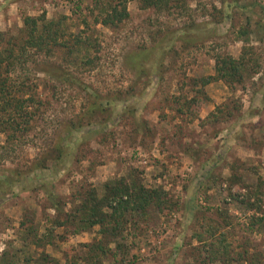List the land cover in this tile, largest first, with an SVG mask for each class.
Here are the masks:
<instances>
[{
	"label": "rangeland",
	"instance_id": "rangeland-1",
	"mask_svg": "<svg viewBox=\"0 0 264 264\" xmlns=\"http://www.w3.org/2000/svg\"><path fill=\"white\" fill-rule=\"evenodd\" d=\"M126 9L127 17L108 27L100 22L106 0H0V29L8 35H18L26 16L43 15L62 23L65 41L75 34L87 40L78 55L58 46L35 57L81 86L56 81L34 63L13 75L37 84L44 104L17 145H5L0 134V174L29 175L22 189L0 191V264H187L204 223L227 225L235 251L250 247L264 260V223L250 225L254 209L231 196L244 186L264 191V0H168L161 8L129 0ZM219 55H244L242 80L202 85L216 75ZM85 86L117 104L72 135L78 146L71 161L31 171L56 139L69 136L64 124L87 112ZM94 128L99 134L86 136ZM36 173L76 217L80 198L90 189L101 196L104 184L120 177L161 188L170 206L135 216L120 234L101 236L98 226L77 232L32 181ZM260 203L264 216V196ZM97 241L112 253L95 263L83 245Z\"/></svg>",
	"mask_w": 264,
	"mask_h": 264
},
{
	"label": "trees",
	"instance_id": "trees-1",
	"mask_svg": "<svg viewBox=\"0 0 264 264\" xmlns=\"http://www.w3.org/2000/svg\"><path fill=\"white\" fill-rule=\"evenodd\" d=\"M129 0H106L109 10L100 17V22L108 27H115L128 15L126 2ZM144 7L161 8L168 0H139ZM118 6L120 8H118ZM62 23L53 19H46L42 16H26L23 26L19 29L18 35H8L0 29V134L5 135L4 144L15 146L17 142L28 136L34 128L39 110L44 104V99L40 92H37L38 85L29 83L30 79L25 76L23 79L13 77L19 69H26L28 63L37 65V70L45 75L54 78L56 81L74 83L81 86L71 73L65 72L60 66L49 61H40L35 57L44 54L49 56L55 47L65 48L68 55L83 51L81 45L87 43L80 35H72L65 41V30ZM86 50V48H84ZM84 64H91L93 59L86 54L83 55ZM81 59V60H82ZM247 66L244 55L235 59L230 55L217 56L215 62V76L202 78L201 84H207L211 79H223L224 81H241L243 72ZM88 90V106L85 113L77 115L73 120L64 124V130L69 136L56 139L46 152H42L35 162L32 163L31 171H42L48 167V162L52 160L55 165H64L72 160L78 146V138L72 141V135L80 132L85 125H93L92 117L106 107L112 108L117 104L114 98H103L101 94ZM27 93V94H25ZM97 111V112H96ZM113 119H111L112 121ZM86 121V122H84ZM101 126L106 123L98 124ZM101 129V128H100ZM100 129L88 130L90 138L99 134ZM83 138V136L81 137ZM1 144V147L2 145ZM4 145V147H5ZM58 170V169H57ZM10 174H0V191L3 185L12 187L17 185L22 189V184L28 181L29 175L15 172V176ZM15 177V178H14ZM40 189L45 193V197L57 214L64 213V224L76 223V231H83L93 226H98L101 236L120 234L135 216L145 217L151 208L166 210L169 208V199L166 192L161 188L146 187L141 181L130 177H120L109 180L104 184V192L98 196L94 189H90L86 196L80 198L77 204L78 217L66 214L64 211L66 202L60 198L53 190L51 181L40 179L37 173L32 178ZM244 191L231 194L232 199L246 205L248 209H254V213L249 218L250 225H262L264 216L262 214V203L260 199L264 196L258 188L244 186ZM3 191V190H2ZM255 212L258 215L255 216ZM62 225V222H57ZM201 224V230L194 231V239L197 241L196 253L193 260L187 264H230L236 260L239 264H264L262 255L254 253L250 247H244L240 251H235L232 241L225 234V227L220 225L209 226ZM229 226V225H228ZM224 228V229H223ZM87 248V256L94 259L95 263L101 261L102 257H107L111 249L101 241L84 244ZM112 253V252H111Z\"/></svg>",
	"mask_w": 264,
	"mask_h": 264
}]
</instances>
